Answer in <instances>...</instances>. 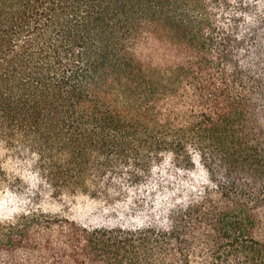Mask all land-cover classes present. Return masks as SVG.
<instances>
[{
    "label": "trees",
    "instance_id": "obj_1",
    "mask_svg": "<svg viewBox=\"0 0 264 264\" xmlns=\"http://www.w3.org/2000/svg\"><path fill=\"white\" fill-rule=\"evenodd\" d=\"M0 264H264V0H0Z\"/></svg>",
    "mask_w": 264,
    "mask_h": 264
},
{
    "label": "rangeland",
    "instance_id": "obj_2",
    "mask_svg": "<svg viewBox=\"0 0 264 264\" xmlns=\"http://www.w3.org/2000/svg\"><path fill=\"white\" fill-rule=\"evenodd\" d=\"M96 207H97V204H93L92 202L89 203L87 206L79 204L75 208V212H76V214H78V216H87Z\"/></svg>",
    "mask_w": 264,
    "mask_h": 264
}]
</instances>
